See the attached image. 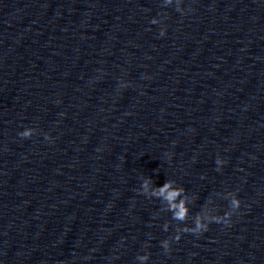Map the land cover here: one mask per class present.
Wrapping results in <instances>:
<instances>
[{
  "label": "clouds",
  "instance_id": "9594fccd",
  "mask_svg": "<svg viewBox=\"0 0 264 264\" xmlns=\"http://www.w3.org/2000/svg\"><path fill=\"white\" fill-rule=\"evenodd\" d=\"M173 3V0H165V5H171ZM182 0H175V8L178 12H183V8L181 7ZM150 23L152 24H160L161 22L157 20L156 18H153ZM166 28L167 26L164 25L160 28L159 35L163 37L166 34ZM120 88H126L128 87L127 82L121 81ZM59 103V101H57ZM36 129L34 128H26L25 130L18 133V135L21 138H31L35 133ZM44 138L46 140H51L52 137L49 133H44ZM165 155L168 157L169 160H171V154L165 153ZM226 163V161L220 159L217 157L216 164L217 165H223ZM217 171H220V168H217ZM151 186V191H150ZM143 195H145L148 198L151 197H157L162 198L165 202L168 204V211L172 213V218L176 221L185 222L188 216V209L186 208L185 200L179 199L181 197L182 192L184 189H175L173 188V182L170 180H167L162 186H155L154 181L150 177H146L142 180L141 188L138 190ZM241 206V201L237 197L235 192L231 193V200L229 201V210L225 211L223 215H216V216H210L201 218L197 214V218L195 219L194 226H188L186 223H184L183 227H179L176 229V234L173 238L165 239L161 241V245L164 249L165 254H169L171 252V243L173 240L179 241L181 239L182 233H192L196 234L197 236L202 235L204 232L208 231L209 224L215 222L217 224L223 223L226 226H231V216L236 213ZM165 231L168 230V227L164 228ZM151 253L145 252L143 255H138L137 260L140 262V264H146V262L149 260Z\"/></svg>",
  "mask_w": 264,
  "mask_h": 264
}]
</instances>
